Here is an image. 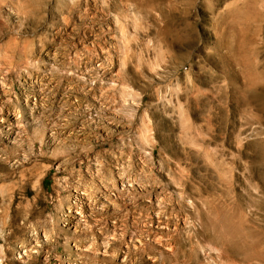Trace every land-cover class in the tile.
Masks as SVG:
<instances>
[{"label":"rangeland","instance_id":"rangeland-1","mask_svg":"<svg viewBox=\"0 0 264 264\" xmlns=\"http://www.w3.org/2000/svg\"><path fill=\"white\" fill-rule=\"evenodd\" d=\"M176 254L264 264V0H0V264Z\"/></svg>","mask_w":264,"mask_h":264},{"label":"bare ground","instance_id":"bare-ground-1","mask_svg":"<svg viewBox=\"0 0 264 264\" xmlns=\"http://www.w3.org/2000/svg\"><path fill=\"white\" fill-rule=\"evenodd\" d=\"M228 241H225V244H226V248L228 249V250H230V251H238L237 249V247H236V245L234 244V242L233 243H230V244H228L227 243ZM239 243H242V240L241 239H239V241H238ZM240 245V244H239ZM239 245H238V247H239ZM241 251V250H240ZM239 251V252H240ZM175 261H174V263H172V264H187L186 263V260L184 259H181L180 258V255H178V254H176L175 256H174V258H173ZM193 264H194V262H192ZM191 263V264H192ZM160 264H170V263H168V262H161Z\"/></svg>","mask_w":264,"mask_h":264}]
</instances>
